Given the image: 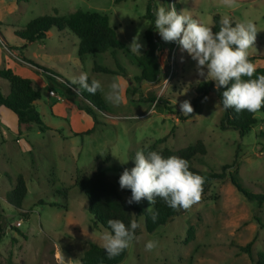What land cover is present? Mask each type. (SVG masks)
<instances>
[{
	"label": "rangeland",
	"instance_id": "1",
	"mask_svg": "<svg viewBox=\"0 0 264 264\" xmlns=\"http://www.w3.org/2000/svg\"><path fill=\"white\" fill-rule=\"evenodd\" d=\"M153 3L154 10L175 5L178 11L184 9L212 27L216 13L229 16L233 24L252 20L258 32L248 58L256 68L264 67V0H235L231 8L222 0ZM148 4L149 0H0V69L10 67L23 77L35 74L34 85L42 95L37 108L52 128L42 132L34 125L20 131L13 112L4 108L10 113L0 114V264H82L87 247L102 246L101 236L107 230L94 224L88 198L76 186L77 177L88 179L98 170L119 177L125 168L134 166L132 158L144 146L178 150L202 141L206 153L193 158L194 167L219 173L236 160L244 187L261 191L264 113L256 114V126L242 137L236 130L220 127L223 108L215 93L194 109L196 88L206 79L177 44L170 55L167 50L160 52L163 70L157 83L137 80L141 70L129 49L137 56L147 49ZM77 10L109 17L118 39L128 48L118 52L120 63L128 71L126 77L95 72V62L117 69L110 51L88 54L82 60L78 54L80 39L67 28L62 32L52 28L46 39L32 44L15 35L37 17L67 16ZM135 41L141 45L139 52L132 50ZM24 58L50 67L62 77L53 75V82ZM82 72L101 82L100 92L107 104L106 112L94 109L97 125L90 133L87 131L95 125L93 115L81 109L87 102L70 85ZM42 81L62 99L50 96ZM113 81L120 85L118 104L106 99ZM0 89L4 94L10 92L9 82L1 77ZM185 100L190 101L193 112L183 120L181 117L188 115L181 113L180 103ZM119 159L128 161L122 164ZM20 177L27 193L16 205L9 196ZM118 188L128 201L126 189ZM58 190H67V199ZM139 206L153 209L147 199ZM259 217L264 221V205L249 201L229 175L215 179L198 202L153 233L147 232L145 217L133 211L139 227L120 264H256L258 254L264 252V225ZM192 225L195 239L186 242ZM148 240L157 242L152 251L145 249ZM251 242L252 251L247 253L244 248Z\"/></svg>",
	"mask_w": 264,
	"mask_h": 264
},
{
	"label": "trees",
	"instance_id": "2",
	"mask_svg": "<svg viewBox=\"0 0 264 264\" xmlns=\"http://www.w3.org/2000/svg\"><path fill=\"white\" fill-rule=\"evenodd\" d=\"M154 3L149 0L148 8L145 17L150 20V26L145 32L147 40V49L141 56H137L129 49V54L133 57L141 70V75L137 77L139 82L146 81L155 84L160 80L162 74V63L160 61V52L167 50L168 55L175 48V42H165L157 34L154 26ZM222 15L216 13L213 17V31H218L220 27V20ZM52 28H57L60 32L64 29H69L80 39L79 42V57L83 58L88 54H100L110 51L117 69L105 66L99 62H95L94 71L104 72L115 75L127 76V69L120 63L118 52L120 50L128 49L127 46L118 39L117 29L112 27L107 15L98 12H84L77 10L67 16L58 15H44L31 20L26 26L15 31V35L22 41L27 43H34L46 39ZM264 58V57H263ZM251 59V58H249ZM24 60H27L24 58ZM36 65L43 73H45L49 80L55 82L53 75H57L54 70L47 66L40 65L34 60H27ZM264 74V67L257 68L256 75ZM0 77L7 80L10 84V92L8 94L2 93L0 89V107L13 112L17 117L19 130H30L34 125L38 129L45 132L52 129L42 119L41 113L37 108V103L42 99L41 91L33 86L32 80L28 77H23L13 71L12 68L0 69ZM92 79L89 77V81ZM65 81L70 83L69 80ZM70 85H72L70 83ZM81 97L87 102L81 109L93 115L95 125L87 131L93 132L96 129L97 117L95 110L107 111V104L103 99L100 90L95 94H90L86 90L80 88L79 84L72 85ZM224 88L216 89L213 81L205 80L200 83L196 88L197 97L193 99L194 109L199 102H205L210 93H215L221 101L222 92ZM222 105V104H221ZM223 108V106H222ZM264 113V107L259 111L252 113L248 111L235 112L234 109L223 108V115L220 121V127L223 130L233 129L239 132L243 137L252 131L256 126L258 120L257 113ZM188 116H182L181 119L185 120ZM144 150H155L167 156H179L189 162L190 171L199 174L204 178L203 196L209 189L210 184L215 179H223L227 175L230 176L232 183L236 188L251 202H256L259 206L264 205V185L261 187L260 192H252L244 187L239 178L236 160L231 165H224L222 171L219 173L203 172L202 170L192 165V160L198 154L206 153V145L199 141L195 145H190L178 150L160 149L156 145L144 146ZM229 169H233L228 172ZM76 186L86 195L89 201L88 209L93 215V222L96 226L102 225L106 230L108 229V219H120L126 225L133 220V211L145 217V227L147 232L153 233L162 225H166L183 209H172L168 207L163 200L156 198L153 209H148L139 206V203H127L119 191V177L112 178L105 172L98 170L91 178L84 179L77 177ZM67 199V190L57 191ZM127 195L130 198L131 191L126 189ZM27 187L22 177L19 178L18 186L10 193L9 200L11 203L20 205L21 201L25 198ZM45 203V202H44ZM54 205L62 206L54 203ZM63 207V206H62ZM158 213L157 219L153 221L152 213ZM260 224L264 225V221L259 217L257 218ZM195 227H189L186 242L192 241L196 236ZM134 235H136V230ZM252 242L249 243L244 250L251 253ZM128 248L123 250L118 256L109 258L103 247L97 244H90L81 257L82 264H120L127 256ZM256 264H264V252L258 254Z\"/></svg>",
	"mask_w": 264,
	"mask_h": 264
},
{
	"label": "clouds",
	"instance_id": "3",
	"mask_svg": "<svg viewBox=\"0 0 264 264\" xmlns=\"http://www.w3.org/2000/svg\"><path fill=\"white\" fill-rule=\"evenodd\" d=\"M187 3V0H182ZM226 7H233L235 0H222ZM154 26L165 42H175L196 62L199 75L213 81L217 90L224 88L220 103L225 110L234 109L239 113H255L264 107V74L256 75V65L249 60L248 50L255 45L258 29L252 20L233 24L227 15L220 20L218 31L194 18L184 9L177 10L175 5L160 6L155 12ZM141 45L135 41L134 52H139ZM205 69L207 70L205 73ZM72 85L90 94L102 90L101 82L89 81L87 72H82L71 80ZM120 85L113 81L109 86L106 99L118 104L121 100ZM180 111L190 115L193 107L190 101L180 103ZM120 162L127 163V160ZM134 166L125 168L119 176L121 189H130L131 196L127 203H139L147 199L154 205L160 198L172 209H188L201 198L204 178L190 171L189 162L179 156H167L155 150H137ZM151 211V207L148 208ZM158 213H152L157 219ZM108 229L102 233V247L109 258L118 256L128 248L139 227L136 220L126 225L120 219H108ZM157 246L154 240L145 244L147 251Z\"/></svg>",
	"mask_w": 264,
	"mask_h": 264
},
{
	"label": "crops",
	"instance_id": "4",
	"mask_svg": "<svg viewBox=\"0 0 264 264\" xmlns=\"http://www.w3.org/2000/svg\"><path fill=\"white\" fill-rule=\"evenodd\" d=\"M27 44H32V43H27ZM28 46V45H27ZM43 66H45V65H43ZM50 68V67H49ZM52 69V68H51ZM53 70V69H52ZM13 71L15 72V73H17V74H19V72L17 71V70H15V69H13ZM20 75V74H19ZM35 74L34 73H32L31 75H27V76H25V77H28V78H30L31 80H32V83H33V86L35 87V85H34V79H33V76H34ZM32 76V77H31ZM44 83H46V82H44V81H42V85L44 84ZM35 88H37V87H35ZM49 94V93H48ZM5 107H0V114H1V116H3L4 115V113H10V112H8L7 110H5L4 109ZM15 118H16V120H17V117H16V115L14 116ZM18 123V122H17Z\"/></svg>",
	"mask_w": 264,
	"mask_h": 264
},
{
	"label": "built area",
	"instance_id": "5",
	"mask_svg": "<svg viewBox=\"0 0 264 264\" xmlns=\"http://www.w3.org/2000/svg\"><path fill=\"white\" fill-rule=\"evenodd\" d=\"M42 87L45 88V89H48V88H49V86H48L47 83H44V84L42 85ZM48 93H49V95L52 96V97H56V98L59 99V100L62 99V97H60V96L56 93V91H55L54 88H49V89H48ZM18 224L21 225V222H19Z\"/></svg>",
	"mask_w": 264,
	"mask_h": 264
}]
</instances>
